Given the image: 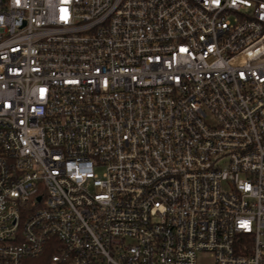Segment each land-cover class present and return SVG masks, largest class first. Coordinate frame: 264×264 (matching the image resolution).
Masks as SVG:
<instances>
[{"label": "built area", "instance_id": "2783aa9c", "mask_svg": "<svg viewBox=\"0 0 264 264\" xmlns=\"http://www.w3.org/2000/svg\"><path fill=\"white\" fill-rule=\"evenodd\" d=\"M264 264V0H0V264Z\"/></svg>", "mask_w": 264, "mask_h": 264}, {"label": "trees", "instance_id": "16d2710c", "mask_svg": "<svg viewBox=\"0 0 264 264\" xmlns=\"http://www.w3.org/2000/svg\"><path fill=\"white\" fill-rule=\"evenodd\" d=\"M53 251L45 249L44 252L37 258H26L25 264H48L50 255Z\"/></svg>", "mask_w": 264, "mask_h": 264}]
</instances>
